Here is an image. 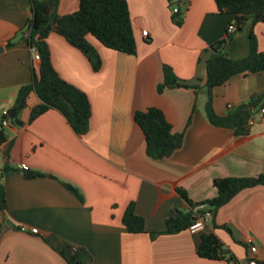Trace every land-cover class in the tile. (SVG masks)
Wrapping results in <instances>:
<instances>
[{
    "label": "crops",
    "instance_id": "obj_1",
    "mask_svg": "<svg viewBox=\"0 0 264 264\" xmlns=\"http://www.w3.org/2000/svg\"><path fill=\"white\" fill-rule=\"evenodd\" d=\"M127 2L137 52H117L89 37L102 58L98 72L64 37L55 32L48 37L54 68L91 102L90 131L78 135L55 109L32 120L33 109L42 103L35 93L19 115L21 123L5 128L8 141L0 145V165L4 168V153L12 144V170L0 177L9 206L5 215L0 213V222L5 226L10 219L21 230L9 229L0 238V264H69L67 248L83 264H229L198 256L202 236L213 232L235 258L245 259L253 243L258 259L264 261L263 186L242 191L215 213L210 206L202 210L206 227L198 234L188 230L152 239L149 233L130 234L123 225L127 208L135 203L148 231H164L172 210L195 214L178 189L203 204L217 197L218 178L264 174V111L247 137L211 125L205 112L207 50L227 37L235 17L220 13L215 0H183L184 22L178 26L171 0ZM78 10L77 0H59L55 12L65 16ZM32 15L31 0H0V121L40 69L41 62L34 60L22 36ZM145 30L148 38L142 35ZM252 30L264 53V23L248 24L228 42L233 59L249 56ZM10 40L16 45L7 47ZM166 65L181 82L202 89L178 87L160 94ZM262 90L264 73L235 76L214 90L215 110L226 115L230 105L236 108ZM150 108L161 109L176 132H184L182 148L169 159L148 155L144 133L135 121L136 112ZM31 171L46 176L28 179L25 173Z\"/></svg>",
    "mask_w": 264,
    "mask_h": 264
},
{
    "label": "trees",
    "instance_id": "obj_2",
    "mask_svg": "<svg viewBox=\"0 0 264 264\" xmlns=\"http://www.w3.org/2000/svg\"><path fill=\"white\" fill-rule=\"evenodd\" d=\"M77 1L79 10L76 13L60 16L55 12L59 0H31L33 15L22 31V36L24 42L32 48L35 47L39 52L41 65L38 73L33 72L31 83L19 90L17 100L9 110V117L14 123H21L19 115L27 107L31 94L35 93L42 103L33 109L32 120L55 109L64 115L78 135L84 136L90 131L91 102L85 92L64 80L54 68L47 42L51 33L59 34L70 45L83 52L96 72L102 68V58L90 43L89 37H93L108 49L128 55L136 54L137 42L127 0ZM181 2L183 3V0ZM215 2L220 13L235 17L234 24L237 31L235 34H228L225 39L211 45L207 50L210 55L207 60V79L204 85L208 91L206 117L215 127L230 129L238 137H247L251 134L250 122L255 120L259 112L264 111V90L253 94L248 102L230 110L223 116L215 110L214 90L224 86L235 76L264 73V53L259 50L254 30L250 34L251 50L248 57L235 60L227 50L228 42L244 31L248 24L254 27L259 23H264V0H215ZM174 21L178 26H182L184 22L182 11L174 14ZM15 45V40H10L7 47ZM163 72L164 81L158 86L160 94L178 87H189L196 92L202 89L200 85L188 86L181 82L170 66H164ZM191 120L192 118L188 125ZM2 121L3 119L0 121V145L8 141ZM135 121L144 133L147 153L152 159L158 161L169 159L182 148L184 132H176L174 125L168 121L161 109L150 108L147 111H138L135 114ZM11 151L12 144H9L4 153L3 174L12 170L9 165ZM25 176L28 179H34L46 175L31 171L26 172ZM260 186L264 187V174L254 177L218 178L214 181V187L218 190L217 197L203 204L209 205L215 213L228 205L242 191ZM177 192L191 208L200 205L192 202L185 190L180 188ZM8 209L6 188L0 178V213L5 215ZM195 217L193 211L172 210L167 216L164 231H148L145 219L136 213L135 203H131L124 214L123 225L130 234L149 233L152 239H155L160 235H175L188 231L195 222ZM3 227L4 221L0 222V235ZM222 229L232 234L229 227L222 226ZM196 251L200 258L211 261L229 263L237 259L215 232L203 235ZM64 254L69 264H83L73 254L72 249L67 248ZM258 264H264V261H259Z\"/></svg>",
    "mask_w": 264,
    "mask_h": 264
},
{
    "label": "built area",
    "instance_id": "obj_3",
    "mask_svg": "<svg viewBox=\"0 0 264 264\" xmlns=\"http://www.w3.org/2000/svg\"><path fill=\"white\" fill-rule=\"evenodd\" d=\"M182 4L183 3L181 2V0H173L172 1V5L174 6V8L172 10L173 14H178L181 12L180 6ZM236 31H237V28H236L235 24L229 26L228 30H227L228 34H235ZM142 35L144 36V38H148L149 32L147 30H145L142 32ZM30 48H31L34 60L38 61V62L41 61V56H40L39 52L37 51V49L35 47H33V48L30 47ZM229 109H231V110L234 109V106L230 105ZM12 122H13L12 119L9 117V111H5L3 113V121H2L3 127H5V128L9 127L12 124ZM250 124L253 126L255 124V120H252L250 122ZM22 169L25 170V168H22ZM2 174H3V166L0 165V177H2ZM207 207H209V205L200 204L199 206L194 208L195 214H196L195 215L196 220L189 228V231L191 233L198 234L205 229L206 221H205L204 217L200 216V212L202 210L206 209ZM32 233L33 234H39V231L37 229H33ZM258 252H259L258 246L253 244V243H250L249 244V253L246 256V258L243 260H240V259L231 260L229 262V264H258V262L260 261L258 259Z\"/></svg>",
    "mask_w": 264,
    "mask_h": 264
},
{
    "label": "water",
    "instance_id": "obj_4",
    "mask_svg": "<svg viewBox=\"0 0 264 264\" xmlns=\"http://www.w3.org/2000/svg\"><path fill=\"white\" fill-rule=\"evenodd\" d=\"M0 51H3V48H1ZM68 189L72 192H76V190L72 185H68ZM9 229L21 230L20 227H18L12 220L7 219L5 222V226L2 229L0 237H2Z\"/></svg>",
    "mask_w": 264,
    "mask_h": 264
},
{
    "label": "rangeland",
    "instance_id": "obj_5",
    "mask_svg": "<svg viewBox=\"0 0 264 264\" xmlns=\"http://www.w3.org/2000/svg\"><path fill=\"white\" fill-rule=\"evenodd\" d=\"M171 8H172V10H173L174 6H171Z\"/></svg>",
    "mask_w": 264,
    "mask_h": 264
}]
</instances>
